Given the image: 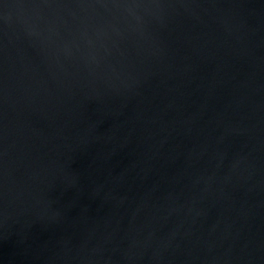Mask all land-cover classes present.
Wrapping results in <instances>:
<instances>
[{
	"label": "water",
	"instance_id": "95a60500",
	"mask_svg": "<svg viewBox=\"0 0 264 264\" xmlns=\"http://www.w3.org/2000/svg\"><path fill=\"white\" fill-rule=\"evenodd\" d=\"M0 264H264V0H0Z\"/></svg>",
	"mask_w": 264,
	"mask_h": 264
}]
</instances>
